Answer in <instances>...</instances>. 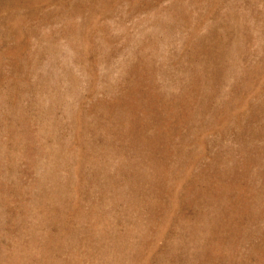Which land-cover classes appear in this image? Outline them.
Wrapping results in <instances>:
<instances>
[{"label":"rangeland","instance_id":"obj_1","mask_svg":"<svg viewBox=\"0 0 264 264\" xmlns=\"http://www.w3.org/2000/svg\"><path fill=\"white\" fill-rule=\"evenodd\" d=\"M0 264H264V0H0Z\"/></svg>","mask_w":264,"mask_h":264}]
</instances>
